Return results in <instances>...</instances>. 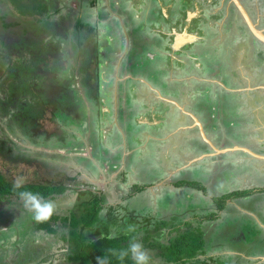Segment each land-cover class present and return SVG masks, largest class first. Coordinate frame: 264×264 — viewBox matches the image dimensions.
<instances>
[{"label": "rangeland", "instance_id": "rangeland-1", "mask_svg": "<svg viewBox=\"0 0 264 264\" xmlns=\"http://www.w3.org/2000/svg\"><path fill=\"white\" fill-rule=\"evenodd\" d=\"M11 1L0 0L2 33L16 32V29L17 32L31 33L35 26L39 25L38 19L43 14L48 22L56 25L61 23L58 28L63 29V23L68 25L74 20L71 15H65L70 12L68 9L76 11L81 6L78 0H57L55 7L58 13L54 15L50 9L45 13L35 11L32 8L35 7L33 0L17 1L19 7L30 6L29 12L23 13V10L18 9ZM113 1L115 2L112 3L113 9L109 6L110 0H104V6L101 5L102 10L105 8L109 14L103 15L102 22L111 24L119 42L121 34L124 33L131 37L133 42L112 54L115 56L114 63L118 64L117 67L126 58L132 62V67L129 64L124 66L125 74L133 73L130 79H134L127 81L130 85L127 87V94L124 93L125 83L121 82L117 99L115 69L111 64L107 65L103 62L100 86L93 80L91 85L92 88L97 86L94 93L100 92L101 97L109 100L107 105L109 109L101 111H109L106 120L97 123L98 115L94 119L93 111L86 114L81 123L77 120L69 122L68 118L57 114L61 122L79 126L76 128L77 131H73L57 126L60 122L57 120V124L55 123L56 115L53 116L51 112L53 108H50L43 119V130L49 136L56 134L61 139L62 146L52 142L51 145L41 146L38 149L19 131L8 130L3 119H0V140L3 141V137H7V140H10L9 144L15 146L14 151H6L9 155L0 152V172L7 181L14 184L18 178H22L23 184L67 185L70 191L54 200L57 204V212L54 215L60 217H71L87 207L85 203H89L92 208L96 200H101L107 210L111 205H128L138 209L136 212L141 215L158 214L159 211L161 215L156 218H164L169 226L191 220L190 218H194L196 214L200 217L204 216L206 212L203 207L206 204L207 208L218 210L213 203L214 197H221L235 189L245 190L243 189L245 187L251 189L255 187L254 185L263 186L264 174L258 175L250 168V166L256 169L264 168L262 161L234 150L228 151L227 154L214 152L213 156H207L211 152L210 145L205 140L204 142L201 140L199 126L187 121L184 125L190 124V128L177 129L180 126L177 122L178 113L173 115L174 121L171 125V121L166 116L163 117L167 111L164 99L155 97V92L150 88L159 87L166 95L172 91L177 98H180L181 91L183 96L186 94L189 98L190 102L187 104L192 110L195 107L199 111L197 105H202L206 100V103L210 104L206 117L207 138L219 147L246 142L250 143L249 146L258 147L256 140H264V54L260 52L263 49L259 48L261 42L258 39L252 35L245 38L243 31H246L245 20L240 18L238 12L234 13L233 21L225 17L229 6L226 3L223 10L222 0ZM85 2L89 4V0ZM243 2L259 27L264 29V0H243ZM44 4L46 6V3ZM93 7L86 12V16L96 20L97 10L92 9ZM6 13L10 16L8 19H2ZM12 14L14 17H11ZM16 21H20V25L15 29ZM76 22L73 21V24L75 25ZM183 26L190 27L193 34L199 36V39L202 38L201 41L197 40L198 42L186 46L191 49L189 55L196 56L188 59L183 55L180 58L181 62L171 57L159 61L157 52L162 53L171 44V38L167 39L169 36H166L165 31H171L173 28L182 30ZM69 31H73L72 28ZM58 37L67 38V29L59 31ZM93 37L94 35L91 37L89 32L85 44L89 48L95 46ZM2 38L3 41L10 42L11 49L20 41L19 37L15 38L13 34L9 35V39L4 36ZM59 42L64 59L68 55L69 62L66 63V69L72 71L78 66L82 69L84 63L80 58L73 60V54L68 52V41L63 43L61 39ZM107 46L109 47L107 51H110V44ZM24 47L28 48L23 46L20 51ZM3 48L4 46L0 44V51ZM99 55L101 59H105L103 48L100 49ZM14 58L17 61L20 57L15 54ZM97 66L95 62L87 66L89 89L90 74L93 73L94 77L97 75L95 74ZM212 70L216 71L212 72ZM45 73L50 75L48 72ZM211 73L220 74V76L215 75L216 79L213 83L216 84L200 83ZM188 74H194L195 79L192 80ZM233 74L236 84H233L232 89L236 91L231 93L225 90L224 84L222 86L220 84L230 83L229 87H231L232 81L229 75L233 76ZM72 76L79 78L76 74ZM128 76L126 75V78ZM172 80H178V84L171 82ZM132 87L138 90V98L134 97ZM93 98L95 97L92 96ZM142 101H145L146 107L142 105ZM232 104L237 105L236 117L234 120H228L226 112L228 109L233 111L232 106H229ZM148 106L153 109L159 106L160 108L145 118L143 115L148 112ZM154 115L163 121L156 123L155 130L151 124ZM166 115L169 116L167 113ZM212 116L215 119H212ZM197 122L199 125L198 120ZM144 129L145 132L153 129L150 137L144 134L140 138L134 137V130ZM122 130L125 132L123 133ZM249 132L255 134L248 139ZM201 155H205L204 158L196 160ZM86 175L89 181L90 178L93 179L92 183H88ZM245 179L247 185H244ZM181 181L200 183L206 187L207 193L203 194L202 191L188 184L180 185ZM137 188L144 191L138 192ZM83 191L88 193L84 195ZM255 192L257 193L248 199L229 201L223 211H218L216 222L203 219L201 229L208 243L204 258H214L216 264H264V187L256 189ZM0 206L9 209L5 214L0 215V259H12L13 251L24 258L25 254L38 249V252L35 251L38 258L32 264H72L66 257L69 248L63 247L65 243L62 241L64 236L69 237L71 227L67 222L65 224L61 221L52 222L57 229L55 233L39 230L34 236H28L24 241H20L19 234H15L10 228L20 226V223L27 219L31 220L30 215H22V207L19 206L16 198L13 202H5ZM224 219H227V223L219 228L218 221ZM130 223L134 224L132 221ZM130 223L119 227L117 233L121 235L126 229L130 234L142 232L140 227L131 228ZM194 225L198 226L196 223ZM164 232L166 233L165 229L160 236H165ZM166 235L168 236L169 233ZM140 236L144 240L146 233L142 232ZM14 243L18 245L12 247ZM27 243L34 247L28 246ZM50 253L53 257H49ZM158 253L157 249L151 251L153 259L149 256V264H170L158 257Z\"/></svg>", "mask_w": 264, "mask_h": 264}, {"label": "trees", "instance_id": "trees-1", "mask_svg": "<svg viewBox=\"0 0 264 264\" xmlns=\"http://www.w3.org/2000/svg\"><path fill=\"white\" fill-rule=\"evenodd\" d=\"M17 1L23 2L26 0H12L11 2L18 9L23 10V13L29 12V5L19 7ZM78 1L81 3L86 0ZM56 2L57 0H44V2L33 0L35 7L32 8L39 13H45L46 10L50 9V12L56 15L58 13V9L55 7ZM44 3H46V6ZM95 4L96 0H93L88 5L90 7V5ZM82 6H80L81 9L79 8L76 11L68 9L70 12L65 15H71L77 21V25L74 27L77 35L91 32V36H93L98 32V29L86 19V8ZM43 15L38 19L39 25L35 26L34 31L31 32L33 36H30L32 34L28 31L17 32L16 28L20 25V21L14 23L16 32L2 33L0 31V44L4 46L2 51H0V119H3L5 125L9 128L8 130L12 132L19 131L24 137L38 146H48L53 141L60 139L56 134L49 136L43 130V119H45L50 108H53L51 110L53 116L58 114L61 99L67 100L72 94L76 93V90L72 89L71 78L65 70L62 60V48L57 40L58 31L60 30L56 24L48 22L49 20ZM9 16L10 14L6 13L2 16V19H8ZM11 17H14V14ZM64 25L63 23L62 31H65ZM11 34L15 38L19 37L20 39L13 49H11L10 42L3 41L2 38L3 36L8 38ZM28 37L31 38L29 39ZM100 38L101 42L96 44V50L94 49L96 51L94 54H97L98 57L100 56L99 51L101 48H103L104 52L108 48L107 43L103 44L106 34H101ZM192 39L195 40L193 37L189 38V40ZM23 46H28L30 49L27 50L28 48L24 47L20 51ZM15 54L20 57L17 61L14 58ZM77 56H80V54ZM44 71L50 73V75ZM86 72L84 69L81 70V73H83L82 83L88 82V74ZM218 75L220 76V74ZM47 135L52 138L49 139ZM9 143L10 140H7V137H3V141L0 140V152H5L6 155H9L8 152L6 153L7 150L9 152L14 151V147L10 146ZM181 184H188L193 186L192 188L202 191L203 194L207 193L206 187L200 183L181 181ZM25 190L39 192L46 199L55 200L70 191V188L67 185L22 184V187L14 189L13 183L7 181L0 172V204L13 202L16 195L20 191ZM137 191L143 192L144 190L137 188ZM87 193V191H83L84 195ZM254 193H256L255 190L246 189L236 190L218 198L214 197L213 203L216 204L218 210L216 208H207V204H204L205 207L203 209L206 212L204 216L200 217V215L196 214L194 218H190L191 220L175 223L172 226H169L164 218H156L161 215L159 211L158 214L141 215L136 212L138 209H133L128 205H111L109 210H107L101 200H96L92 208L89 203H85L87 207H84L79 213L74 215L71 213L73 215L71 217L53 215L46 223H36L32 220L30 213H25V215H30L31 220L27 219L21 222L20 226H11L10 229L15 234H19L20 241H24L28 236H34L39 230L55 233L57 229L52 225V222L61 221L64 224L67 222L71 227L69 237L64 236L62 241L65 243L63 247L68 246L69 248L67 255H65L67 261L72 264H97V257L103 256L107 258L108 264H135L130 255L123 260L118 258L119 253L126 251L129 243L133 240L141 243L151 258L153 257L151 251L157 249L159 251L157 256L170 264H216L214 258H204L205 254H207L206 247L208 243L201 229L202 223H204L203 219L208 222H216L215 218L218 217V211H223L229 201L233 199H248ZM8 210V208L0 206V215L2 213L5 214ZM226 217L228 216L226 215ZM2 219L4 218L2 217ZM226 220L218 221V227L225 225L227 223ZM131 221L134 223L133 225L130 223ZM129 223L131 228L140 227V231L146 233L144 240L140 236L142 232L130 234L126 229L121 235L117 233L119 227L123 224L127 226ZM194 223L198 224V226H195ZM5 224L7 223L5 222ZM163 229L166 230V233H169L168 236L165 232L163 233L165 236H160ZM15 243L12 247L18 245ZM32 243L34 244L33 241ZM27 245L34 247V245H29L28 243ZM35 251L38 252L39 250L33 249L31 253L25 254L24 258L20 254L19 256L16 255L13 251L12 259L1 258L0 263H35L38 258L35 255ZM34 257L36 259H33ZM49 257H53L52 253H50Z\"/></svg>", "mask_w": 264, "mask_h": 264}, {"label": "flooded vegetation", "instance_id": "flooded-vegetation-1", "mask_svg": "<svg viewBox=\"0 0 264 264\" xmlns=\"http://www.w3.org/2000/svg\"><path fill=\"white\" fill-rule=\"evenodd\" d=\"M93 0H89V3L90 2H92ZM131 1H133V0H131ZM147 0H141V2H146ZM223 1V3H222V9L224 10V8H223V6L227 3V5L229 6V8L227 9V13H226V15H225V17L227 16L228 17V19H232V17H233V15H235L234 13L235 12H238V14H239V16H240V18H242L243 20H244V18H243V16H242V14H241V12L239 11V9H238V7L236 6V4L234 3V1L233 0H222ZM79 2V1H78ZM188 2H190V0L188 1ZM240 2L244 5V2H243V0H240ZM112 3H115L113 0H110V3H109V6H110V8H112ZM79 4L83 7V8H86V12L87 11H90V7H93L94 5H90V7H89V5H87V3L84 1V2H79ZM166 4V2L164 3V5ZM101 5H103L104 6V0H96V4H95V6L92 8V9H94V8H96V10H97V13H96V20H94L93 18H88L87 16H86V19L89 21V22H91V23H93L95 26H96V28L98 29V32L94 35V37H93V41H94V43H95V45L96 44H98L99 42H101V38H100V36H101V34H106V39L103 41V44H105V43H107V44H110V51H107V49L109 48H107L106 50H105V59L104 58H100V56L98 57V55L97 54H94V53H96V46H90V48H89V46H86L85 44H86V42H87V40H88V36H89V34L88 33H80L79 35H77L76 34V31L74 30V27L77 25V22L75 23V25L73 24V21H76L75 19L71 22V23H68V25H64L65 26V28L67 29V38H60V37H57V40L59 41V40H61V39H63V43H65V42H67L68 41V43H67V49H68V52H70V53H72L73 54V56H74V58H73V60H79L78 58H80V61H82V63H84V67L82 68V69H84V70H86L88 67V64L90 63H93V62H95V63H97L98 64V66L95 68V74H97L95 77H94V75H93V73H91L90 74V89H89V86H88V83L89 82H86V83H82V79H83V73H81V70L82 69H79V66H78V68L76 69V68H73V70L72 71H70L69 69H66V63L67 62H69L68 61V55H67V58L66 59H64V57H63V63H64V65H65V70L68 72V74H69V77L71 78V84H72V89H75L76 90V93H74V94H72L71 96H70V98H68L67 100H63V99H61V102H60V104H59V107H58V114L60 115V116H62V117H66V118H68L69 120V122L71 121V120H77L78 122H83V119H84V117H86V114H88V113H90L91 111H93V117H94V119H95V117L98 115V122L97 123H100V122H103V120H106V116H107V114H108V112L109 111H106V112H101L102 111V109H109L108 107H107V105H108V102H109V100L108 99H104L103 97H101L100 96V92H97V93H94V91H95V89H96V87L94 88H92V85L91 84H93V81H95L96 83H97V85L98 86H100V82H101V75L103 74V73H101V68H102V64H103V62H104V64L105 63H107V65H112L113 66V68L115 69L114 70V77H116V87H117V99H118V97H119V87H120V84H121V82H124L125 83V91H124V93L125 94H127V87L128 86H130L129 84H128V80H134V79H130V78H132V76H133V73H131V72H128L127 74H125V68H124V66L126 65L127 66V64H129L131 67H132V62L129 60V58H126L125 60H123L121 63H120V66L119 67H117L118 66V64L117 63H114L115 62V56H112V54H114L115 52H117V50L119 49V48H126V47H128V45H131V44H133V42L131 41V37L129 38L128 37V35L126 34V33H124V35L123 34H121V40H120V42H119V40H118V37H117V35H116V33H114L113 32V28H112V26H111V24L110 23H104V22H102V18H103V15L106 13V14H108L107 12H106V10H105V8H104V10H102L103 8L101 7ZM244 7L246 8V6L244 5ZM108 8V7H107ZM114 8H115V6H114ZM113 9V8H112ZM247 9V11H248V13H249V9L248 8H246ZM101 15V16H100ZM109 15V14H108ZM250 15H251V13H250ZM252 16V15H251ZM113 19H115V18H113ZM231 21H233V19L231 20ZM253 21H254V23L256 24V25H259L258 24V22L257 21H255L254 19H253ZM231 23V22H230ZM55 24V23H54ZM65 24V23H64ZM246 24V23H245ZM58 27H59V24L57 25ZM118 27H119V25H118ZM70 28H72V30L73 31H69L70 30ZM120 28V27H119ZM260 28V27H259ZM59 30L61 31V29L59 28ZM244 31V33H245V35H246V37L245 38H248L249 37V35H252L251 34V32H250V30H249V28L247 27V25H246V31L245 30H243ZM59 32V31H58ZM134 33H136V30H134ZM111 37H110V36ZM253 36V35H252ZM92 37V36H91ZM254 37V36H253ZM167 38V37H166ZM255 38V37H254ZM256 39V38H255ZM254 39V40H255ZM126 40V41H125ZM253 43H254V41H253ZM256 43V42H255ZM249 45V44H248ZM256 45H258V44H256ZM112 46H113V48H112ZM260 46V47H259ZM259 48H261V49H263L264 50V44L263 43H261V44H259ZM79 49H81L80 51H79ZM95 49V50H94ZM112 49V50H111ZM121 49V50H122ZM92 50H94L93 52H91ZM263 50H260V52L262 53L263 52V54H264V51ZM133 51V50H132ZM160 51V50H159ZM259 51V50H258ZM170 54V52H167L166 50H164L163 52H162V54H160V52H157V57L159 58V61H161L162 59H164V58H167V57H171L169 54ZM178 53V54H177ZM80 54V56H77V55H79ZM179 55L180 53L177 51L176 53H175V55ZM176 55V56H177ZM113 59L114 58V60H111V61H109L108 59ZM188 59H192L193 57H191V58H189V57H187ZM92 59V60H91ZM104 59V60H103ZM173 59V58H172ZM178 61V60H177ZM180 61V60H179ZM181 62V61H180ZM125 63V64H124ZM183 63V62H182ZM167 65H168V63H167ZM125 66V67H126ZM70 67V66H69ZM71 69H72V67H70ZM124 68V69H123ZM166 70V69H165ZM127 71V70H126ZM88 75H89V72H86ZM228 73L230 74V72L228 71ZM79 75V78H74L72 75ZM116 74H117V76H116ZM126 75H129L128 76V78H126ZM91 76H92V78H91ZM231 77H234V76H231V75H229V78L231 79ZM141 79V78H140ZM75 80V81H74ZM93 80V81H92ZM108 80V79H107ZM142 80V79H141ZM232 80V79H231ZM142 82H143V80H142ZM106 87V86H105ZM153 87H155V86H153ZM131 91L134 93V97H136V98H138L139 97V93H138V90H136V88L134 87H132L131 88ZM180 93H181V91H180ZM92 96L93 97H95V98H93L92 99ZM127 97V96H126ZM126 97L124 98V101L126 100ZM218 100V99H217ZM217 100H216V102H217ZM205 101V102H204ZM203 101V104L202 105H200V109L202 108V112H204L205 113V116H201V122L203 123V122H205V123H203V124H205V126H206V123H207V118L206 117H208V109L210 108V104L208 103H206V100H204ZM143 103H142V105H144L145 107H146V103H145V101H142ZM161 106V105H160ZM160 106L158 107V108H160ZM198 106V108H199V105H197ZM229 106H232V108H233V111H231L230 109H228V112H226V116H227V118H228V120H234L235 119V117H236V113H235V111H236V107H237V105H235V104H232V105H229ZM148 108L149 109H147L148 110V112L145 114V115H143L145 118H147L146 116H149L150 114H152L153 113V111H157V109H152L151 107H149L148 106ZM165 108L167 109V107L165 106ZM165 109V110H166ZM194 109L196 110V108L194 107ZM146 110V111H147ZM230 112V113H229ZM118 113H119V111H118ZM143 113H145V112H143ZM166 113H167V111H166ZM212 119H215L214 118V116H212L211 117ZM144 119V118H143ZM55 123L57 124V122L59 121L60 122V124H57V126L59 127V128H63V129H70V130H73V131H77L76 130V128H78L79 126L78 125H76V124H74V125H71V124H69V123H66V122H61L60 120H59V118H58V116H57V114H56V117H55ZM58 120V121H57ZM234 122L235 121H233V124H234ZM116 124L118 125L119 124V120H118V115H117V122H116ZM152 124V123H151ZM82 125V124H81ZM145 125H147V123L145 124ZM149 126V125H148ZM151 126V125H150ZM157 127H159V126H157ZM214 126H212V129H214L213 128ZM154 130H155V128H156V126L154 127V125H153V127H152ZM153 129H150V130H148V131H150V132H145L146 131V129H144L143 131H140V130H134V137L136 136V138H140L141 137V135L142 134H144V133H150V134H152V131H153ZM16 132V131H15ZM122 132L124 133L125 131L124 130H122ZM247 134V133H246ZM242 135V138L244 137L243 136V134H241ZM25 139H28V138H26V137H24ZM247 138H249V135H247ZM29 140V139H28ZM30 142H31V140H29ZM54 142V141H53ZM242 142V141H241ZM32 143V142H31ZM55 143L57 144V146H62L63 144L61 143V139H59L58 141H55ZM14 144V143H13ZM33 144V143H32ZM247 143H245V145H246ZM15 145V144H14ZM36 148H40L41 147V145L40 146H38V145H36V144H33ZM70 145V144H69ZM242 145H244V143H242ZM11 146V145H10ZM14 147V149H15V146H13ZM17 149H18V147H16ZM220 148V147H219ZM252 148L255 150V151H258L259 149H258V147H253L252 146ZM29 150V149H28ZM260 151V150H259ZM214 152H216V151H214V150H212L210 153L211 154H213L214 155ZM252 156V155H251ZM252 158L253 159H255V157L254 156H252ZM250 168L251 169H253L254 171H256L257 169L256 168H254V167H251L250 166ZM88 189V188H87ZM253 190H255L254 188H252Z\"/></svg>", "mask_w": 264, "mask_h": 264}, {"label": "crops", "instance_id": "crops-1", "mask_svg": "<svg viewBox=\"0 0 264 264\" xmlns=\"http://www.w3.org/2000/svg\"><path fill=\"white\" fill-rule=\"evenodd\" d=\"M252 18H253V16H252ZM189 28L190 27L183 26L182 30L174 29L173 28L171 31H165V32H167L166 33V36L167 37L169 36L167 39L169 40L171 38V40H170V43L171 44H170L169 47H166L165 50L167 52H170V54L169 53L168 54L171 56V58H173V60H178L179 61L180 58L183 57V55H185L186 57H189V58H191L193 56H196L194 54H193V56H190L189 54H190L191 49L190 48H186V46L187 45H191L193 42H195L197 40L198 41H201L202 38L199 39L200 37L197 36L196 34H193L192 29H189ZM175 31H177V32H175ZM191 37H193L195 40H193V39L192 40H189V38H191ZM185 49H187V50L184 52ZM177 51L180 54L177 55L178 54L177 53L176 54L177 56H176L175 53ZM160 54H162V53H160ZM213 72H215V71H213ZM194 74H188V77H190L193 80V79H195L194 76H193ZM234 74H236V73H234ZM234 74H233V76H234ZM215 75H217V74L216 73H211L210 75L205 76L206 77V80L204 78L205 81H202L200 83L216 84V83H213L214 82V79H216L215 78ZM217 76H219V75H217ZM231 79H232L231 80L232 81L231 82V87H229L230 83H229V85H227L224 82L223 83L221 82L220 86H222L224 84L223 86H224L225 90H227L228 92L234 93L236 90H233L232 87H234L233 84H236V78L235 77H231ZM171 82H174V83H177L178 84V80H176V81L172 80ZM150 88H151V90H153L155 92V97H159L161 99H164V101H165V106L167 107V114H169V116H167L166 113H165L163 115V117L166 116L168 118V120L171 121L170 124L172 125V123L174 121V116L173 115H176L178 113L179 115L178 114L177 115H178L179 119L177 120V122L180 124V126L177 129H179V130H183V129H186V128H190L191 127L190 124H187L186 126L184 125L187 121H189L190 123H192L193 125H195L197 127L199 126L201 140L203 142L205 140L210 145V151H212V145L208 142L209 139L207 138L208 134H207L206 126H205V124H203L201 122V116H205V113L202 112V108L200 109V105H199V111L198 110H195V109L192 110V109H190L188 107V104L187 103H189L190 100H189V98L187 97L186 94H185V96H183L181 94L182 92L181 93L179 92L180 93V98H177V96H175L172 93V91H171V93H169L168 95H166L165 93H163V91L159 87L155 88V87H152L151 86ZM225 90H224V96L226 94ZM253 92H255V91H253ZM151 93H153V92L151 91ZM181 95H182V97H181ZM223 99H224V97H222V100ZM151 108L153 109V107H151ZM235 109H237V107ZM236 111H235V113H236ZM197 120L199 121V125H197V123H198ZM162 122L163 121H162L161 118H159V117L157 118V116H155V115L153 116V120H152V124L153 125L155 124V126H156V123H162ZM254 134H251V132H249L247 135H249V138H250ZM144 135L145 136H148V137L151 136L150 133H144ZM209 138L213 140L212 137L209 136ZM256 141H257V143L259 145L258 146V149L260 151L259 150L258 151H255L252 148V146H249V144H250L249 142H246L247 143L246 145L245 144L244 145H242V144L236 145V144H239V143H236L233 146H228V147L221 146L220 148L226 149V150L228 149L229 151L234 150V151L244 152V153H246V154H248L250 156L252 155V156L255 157V159H258V160L262 161L263 162L262 163V166L264 167V140H260L259 139V140H256ZM211 143L214 144L216 147H219L218 144H216L214 142H211ZM239 148L242 149V150H240ZM225 153L227 154V152H225ZM203 158L204 157L201 155L196 160L199 161V160H202ZM256 172H257L256 174H258V175H260L261 173L264 174V168H258L256 170ZM86 177H87V175H86ZM86 179H87V181H88L89 184L92 183L91 181H93V179H91V178H90V181H89L88 177ZM245 181H246V179L244 180V185L246 184ZM254 186L255 187H252V188H254L255 191H256V189H258L260 187H264V181H263V186H260V185H254ZM243 189L246 190V189H249V188L248 187H245ZM236 190H238V189L232 190V192L233 191H236Z\"/></svg>", "mask_w": 264, "mask_h": 264}, {"label": "clouds", "instance_id": "clouds-1", "mask_svg": "<svg viewBox=\"0 0 264 264\" xmlns=\"http://www.w3.org/2000/svg\"><path fill=\"white\" fill-rule=\"evenodd\" d=\"M43 148L49 149L47 147ZM216 148L222 153L224 150H226L219 147ZM22 184V178H18L16 181H14L13 188H20L22 187ZM16 198L19 201V206L22 207V215L25 213H30L32 220H34L36 223H46L57 212L56 202L52 199H46L39 192H32L28 190L20 191L16 195ZM113 254L115 255V253ZM129 255L135 264H149L150 257L148 252L144 249L141 243L136 242L135 240L129 243L128 249L126 251H121L119 253L118 258L123 260ZM97 264H108V260L105 256L97 257Z\"/></svg>", "mask_w": 264, "mask_h": 264}, {"label": "water", "instance_id": "water-1", "mask_svg": "<svg viewBox=\"0 0 264 264\" xmlns=\"http://www.w3.org/2000/svg\"><path fill=\"white\" fill-rule=\"evenodd\" d=\"M233 1L236 4V6L238 7L239 11L241 12V14L245 20V23H246L247 27L249 28L251 34L256 39H258L261 43L264 44V29L259 28V25H256L254 23L252 16L248 13L247 9L240 2V0H233ZM208 142H210V141H208ZM210 144L212 145V150L219 152V150L216 148V146L214 144H212L211 142H210ZM240 150H242V149H240ZM228 151H229L228 149L224 150V152H228ZM207 156H213V154L210 153V154H207ZM98 183H100V182L98 181Z\"/></svg>", "mask_w": 264, "mask_h": 264}]
</instances>
